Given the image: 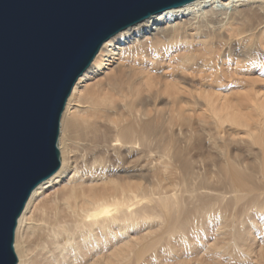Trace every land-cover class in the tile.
<instances>
[{
	"label": "bare ground",
	"instance_id": "1",
	"mask_svg": "<svg viewBox=\"0 0 264 264\" xmlns=\"http://www.w3.org/2000/svg\"><path fill=\"white\" fill-rule=\"evenodd\" d=\"M258 85L264 0H193L110 37L66 100L60 163L17 219L16 264H202L218 237V254L264 264L247 242L264 229Z\"/></svg>",
	"mask_w": 264,
	"mask_h": 264
},
{
	"label": "water",
	"instance_id": "2",
	"mask_svg": "<svg viewBox=\"0 0 264 264\" xmlns=\"http://www.w3.org/2000/svg\"><path fill=\"white\" fill-rule=\"evenodd\" d=\"M193 0H0V264H16L17 219L59 166L60 116L101 45Z\"/></svg>",
	"mask_w": 264,
	"mask_h": 264
},
{
	"label": "rangeland",
	"instance_id": "3",
	"mask_svg": "<svg viewBox=\"0 0 264 264\" xmlns=\"http://www.w3.org/2000/svg\"><path fill=\"white\" fill-rule=\"evenodd\" d=\"M223 84L226 85V82H223ZM235 85L236 84L229 86L227 84L226 88L229 89V91L231 90V92H233V91L238 90L239 88H243V90H245V87L246 86L248 87V84H246V83L244 85H240L241 87H236ZM258 87L262 88L263 90H261V91L264 93V86H259L258 85ZM235 152L237 154H239V155H241V154H242V156L244 155V152L242 150L238 151V150L234 149V150L231 151V153H235ZM199 154L212 156L214 154V152H213V150H210L209 148H204L203 147V148L199 149ZM209 168L212 171V167L209 166ZM214 179L215 178H213L212 180L214 181ZM226 202L230 204L231 198L230 199L227 198ZM251 236L252 237H250L247 240V242L248 243L252 242V246L255 244L253 246L254 253L252 254V259L256 260L255 258L258 256V254L262 250L264 251V229L261 228V225H259V228L257 230H252L251 231ZM203 239L206 240L207 238L203 237ZM211 241H213V245L209 249L208 253L202 255V257H203L202 258V264H207V263H210V264H248L245 261L243 255H242V252L234 250L232 247H229L226 250V254H224V255L218 254L217 250H220L219 247L223 245V239H221L220 237H218V238H216L214 240L212 239Z\"/></svg>",
	"mask_w": 264,
	"mask_h": 264
}]
</instances>
